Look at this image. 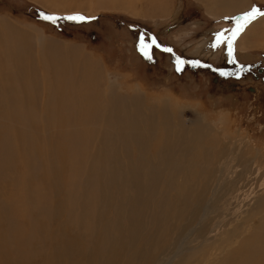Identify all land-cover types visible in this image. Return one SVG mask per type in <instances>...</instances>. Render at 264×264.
Masks as SVG:
<instances>
[{"label": "rangeland", "instance_id": "374dc122", "mask_svg": "<svg viewBox=\"0 0 264 264\" xmlns=\"http://www.w3.org/2000/svg\"><path fill=\"white\" fill-rule=\"evenodd\" d=\"M167 6L171 10L163 14L164 16L144 17L133 15L124 9L102 13L99 17L90 20L72 21L65 17L74 14H49L34 0H0V75L4 77L0 80V199L5 197L10 201L6 210L0 209V243L3 242L2 234L10 230V223L6 224L3 221L4 217L11 215L12 212L15 213L12 216L17 218L21 229L28 223L30 216L23 201L25 191L40 184V189L45 192V197L47 196L53 178L49 149L59 145L63 150L66 146L65 141L71 139L66 136L72 132L80 133L81 127L72 121L54 125L52 121L46 119L41 109L42 95L38 96L43 88L33 87L32 84L54 76L52 64L57 62L60 69L64 67L71 72L69 82H76L74 87L65 82L63 84L65 91L75 89L79 97L72 94L71 98L73 97V101L80 100L83 106L88 104L84 90L90 88L86 85L92 81L90 73L96 71L99 82L92 87L93 92L103 90L109 92L112 89L111 94H123L126 97L137 93L139 101L142 99L141 96L146 97L143 101L144 105L151 103L153 99L160 104L162 100L169 99L172 106L176 108L178 106L180 110L177 108V111L182 112L183 124L187 130L194 132L199 124H207L209 128L203 126L210 133L207 132L208 134L201 137L202 144L201 142H198L200 145L197 144V141L193 143L195 148L197 146L202 149H200L201 156L204 157L199 164H195L186 178L189 177L188 179L193 182V187L196 185L200 187L202 183H206L203 178H207V183L210 182L209 186L216 184L215 187L220 191L219 196L222 197L220 203L225 202L230 205V210L224 213L225 219H223L225 222L231 221L232 229L242 222V218L246 217L248 220L254 218L249 220L247 225L243 224L244 236H249L264 223V203L257 206V203L264 199V33L261 38L250 37L249 43L240 42L242 35L249 28L253 30L258 25L261 30L264 26V16H258L236 37L233 41L231 57L228 53L227 41L212 47L215 43V33L230 30L235 26L232 17L240 16L251 10L253 6L264 11V0H244L235 11L220 14H218L219 10L210 9V4L206 0H170ZM41 13L54 15L57 20L55 22L46 20ZM3 31L9 33L12 31L14 34L5 35ZM141 34L144 35L146 42H150L153 37L156 40V44L149 50L150 59L139 50ZM224 35L230 36L231 32L224 31ZM12 40H15V43H12ZM24 43L29 44L31 52L22 49ZM9 45L12 47L10 52L6 51ZM166 48L172 51H166ZM177 57L185 62L180 65L179 71ZM20 60L25 63H20L16 67V63ZM41 60L50 62L49 71L42 69ZM190 61H199V63L193 64ZM222 72L228 75H223ZM52 82L53 80H50L48 84ZM7 95H12L13 98H21L25 95L28 99L37 100L32 105L26 104L25 111L29 113L30 110L37 114L38 119H35L34 124L25 125L23 117L15 116L19 114L22 116V102L18 101L13 105L5 98ZM95 106L99 110V104L95 103ZM62 108V111L68 114L67 104L64 103ZM163 111L167 112V110ZM104 122L107 121L100 123L98 129L100 134L104 132L102 129L105 131L109 129L103 124ZM144 122L146 123V120ZM109 123L113 124V122ZM29 131L32 133L31 143H35L33 153H26L25 149L24 139L30 137ZM85 137L84 133V137L81 138L82 144H86ZM94 139L95 146L99 145L98 138L94 137ZM59 141H63L64 145ZM130 142L132 146H129L122 136L116 142L117 145L128 147V153L121 148L124 157L128 159L129 155L132 156L131 149L138 152L134 142ZM9 145L14 146V155L10 152ZM93 147L94 144L91 143V149ZM70 153L71 150L67 149V154ZM216 153L217 155L220 153V157L219 160L214 161L212 159ZM81 154L69 155L68 158L57 155L56 158L61 162V172L71 177L74 164L78 162ZM184 156L182 160L179 159L180 163L183 161L186 164L191 161L190 156L186 154ZM205 160L207 163L211 162L206 165ZM33 163L39 167L36 171L30 169ZM207 168L209 170H206ZM215 169L216 177L206 175L208 171L212 172ZM80 170H77L76 176H79ZM193 170L197 171V175ZM158 171L163 172L160 178L162 181L165 178V182L159 183L157 199L161 201L169 198V190L177 193L178 196L181 194L182 197L179 187L185 184L183 173L181 171L175 172L177 174L174 175L169 173L174 171L173 168L169 172L166 169H158ZM82 173L85 174V171ZM193 178H197V181ZM209 186L205 184V190ZM51 195L53 199L49 202L52 205L55 202V195ZM29 198L35 199V197ZM179 201L173 202L176 208L184 210L186 206ZM49 202L47 201L48 204ZM255 210L260 211L259 215L257 214L260 219L253 214ZM234 211L237 212L231 214ZM166 218L168 217L163 216V219ZM40 220L41 218L38 219ZM30 222H34L33 219H30ZM49 223L47 221L42 228V235L47 240L51 232ZM76 242L79 243V239ZM211 242L212 239L201 247L205 248ZM196 243L197 240L191 242V245ZM149 246L153 244L149 243ZM232 246L231 248H234L235 244ZM222 248L215 254L216 263L224 258L220 259L228 249L226 245Z\"/></svg>", "mask_w": 264, "mask_h": 264}, {"label": "bare ground", "instance_id": "6f19581e", "mask_svg": "<svg viewBox=\"0 0 264 264\" xmlns=\"http://www.w3.org/2000/svg\"><path fill=\"white\" fill-rule=\"evenodd\" d=\"M53 1H46L43 5L49 8L55 4L58 10L64 11L72 10L73 5H78L88 13H94L100 9L120 8L133 15L144 17L147 15L151 17L164 16L163 14L171 10L167 6L170 4V0ZM206 1L210 4V9L219 10L218 14L231 13L244 3V0ZM258 30V25L253 30L249 28L242 35L240 42L249 43L250 37L261 38L264 26L261 27L262 31ZM3 34L14 33L3 31ZM22 40L24 41V39ZM12 43H15V40H12ZM22 49L31 52L29 44L24 43ZM11 50L10 45L8 49L6 47V51L10 52ZM20 63L25 62L18 61L16 67ZM41 64L43 70L49 71L50 62L42 61ZM58 65L59 62L52 64L54 76L43 78L32 84L33 87L43 88L41 92L39 91L40 95L38 96L42 95L43 106L41 109L46 119L52 121L54 125L72 121L81 127L80 133L72 132L66 136L71 139L65 141L67 146L63 147L65 152L59 145L49 149L50 168L53 176L49 186L50 193L48 192V197H45V192L40 189V184L34 188L29 187L25 191L23 201H25L30 216L25 227L19 228L13 212V216L11 214L4 217L5 219L3 218L6 224L10 223V230L2 234L0 264H182L184 262L191 264L196 262L202 264H264V223L261 222L262 225L251 232L249 236H244L243 224L247 225L248 221L254 218L249 220L246 217L242 218V222L240 221L241 223L232 229L231 221H227L229 222L227 223L224 220V213L226 214L230 210V205L225 202L220 203L222 197L219 196L220 191L215 187L216 184L209 186L210 182L207 183V178H203L206 183H202L199 187L196 185L197 176L195 178L196 187H193V182L188 179L189 177L186 178L187 175H190V170L192 172L195 164H199L201 158L204 157L201 156V148L197 146L195 148L193 143L195 144L197 141V144L200 145L198 142L202 141L201 137L208 132L206 131L207 124H203L206 127L199 124L194 132L187 130L183 124L182 112H178L177 108L180 110L179 107L172 106L169 99L162 100V104L153 99L155 102L152 100L151 103L144 105L143 101L146 97L139 94L142 98L139 101L137 93L126 97L123 94H111L112 89L109 92L104 90L93 92L92 87H95L94 85L99 82L96 71L90 73L88 70L92 81L86 84L90 87L88 90H84L88 104L83 106L80 104V100L73 101V97L71 98L72 94L79 97V93L75 89L65 91L63 87L65 82L73 87L76 82H69L71 72L64 67L60 69ZM23 67L22 65V69ZM65 74H67L66 77ZM2 79L4 77L0 75V80ZM44 80L45 82H43ZM50 80L53 82L48 84ZM5 98L13 105L18 101L22 102V116L19 113L15 116L23 117L25 125L34 124L35 119H38L37 114L30 110L29 113L25 112L26 104L32 105L33 102H37L35 98L28 99L25 95H22L21 98L7 95ZM64 103L69 107L68 114L62 111ZM95 103L99 104V110ZM102 121H107L103 124L109 129L106 131L102 129L104 132L100 134L98 129ZM109 122H113V124ZM125 129L128 131L125 132ZM28 133L30 137L23 138L25 149L26 153H33L35 143H31L32 133L30 131ZM50 133L53 134V132ZM84 133L86 144L81 143ZM120 136L129 146H132L130 141L134 142L137 148V153L133 149L130 150L132 156L129 155V159L123 155V150L128 153V147L116 143ZM94 137L98 138L99 145L95 146ZM35 140L37 141V139ZM59 143L64 145L63 141H59ZM80 143L82 146L79 145ZM91 143L94 144L92 149ZM9 149L14 155V146L9 145ZM67 149L71 150L70 154H67ZM77 153L82 154L81 157L77 155L78 162L74 164L71 177L63 174L60 170L61 162L56 156L68 158L69 155ZM185 154L190 156L191 161L186 164L183 161L180 163L179 161L185 158ZM221 155L223 156V151ZM219 157L220 153L219 155L216 153L212 160H219ZM210 162L206 161V165ZM212 166H215L214 163ZM37 168L39 167L36 163L30 165L31 170L36 171ZM172 168L174 171L169 172ZM208 168L206 170H209ZM158 169H166L173 175L175 172L183 173L185 184L179 187L183 194L182 197L181 194L178 196L177 193L169 190V198L162 199L163 201L157 199L159 192L157 189L162 181L160 177L163 175V172ZM77 170H80L79 176H76ZM83 171L85 174L82 173ZM194 172L196 174L197 171ZM204 172L203 174H205ZM208 174L216 177V169L212 172L208 171L206 175ZM163 180L162 182H165V178ZM205 184L209 186L207 190H205ZM51 194L55 195V202L52 205L49 202L53 199ZM29 197H35V199L31 200ZM174 200L182 201L186 208L184 207V210L176 208ZM8 201L2 197L0 209L6 210ZM260 203H264V199L260 200L257 206ZM259 213L260 211L255 210L253 214L260 219L261 217L257 216ZM163 216L168 218L165 220ZM181 217L184 218L181 219ZM39 218H41L40 221H38ZM30 219H33L34 222H30ZM47 221L50 222L48 225L51 229L48 240L42 235L43 224ZM23 230L24 232L21 233ZM78 239L79 243L76 242ZM210 239L213 242L202 248L201 246L208 243ZM196 240L198 243L191 245V242ZM149 243L153 246H149ZM233 244L235 247L231 248ZM224 245L228 249L220 257V259L224 258L216 263L215 254L222 250Z\"/></svg>", "mask_w": 264, "mask_h": 264}, {"label": "snow or ice", "instance_id": "6c2138e0", "mask_svg": "<svg viewBox=\"0 0 264 264\" xmlns=\"http://www.w3.org/2000/svg\"><path fill=\"white\" fill-rule=\"evenodd\" d=\"M41 15L46 20H50L53 22L57 20V17L54 15H44L43 13H41ZM258 16H264V11L257 8L256 6H253L251 10L244 12L240 16L232 17L231 19L235 21V26L230 30H224V31H230L231 35L225 36L224 31L215 33V43L212 45V47H216L217 45L227 41L228 53H229V56L231 57L232 52H233V41L244 30V28L249 23H251L253 20H255ZM65 19L72 20V21H85V20L94 19V17H86L80 14H74V15H69L65 17ZM154 44H156V40L154 37L151 39L150 42H146L144 35L141 34L138 47H139V50L149 59L151 58L149 54V50ZM165 50L169 52L172 51L170 48H166ZM176 59H177V70L179 71L180 65H182L185 62L181 60L179 57H177ZM190 63L196 64V63H199V61H190ZM222 74L228 75V73H223V72Z\"/></svg>", "mask_w": 264, "mask_h": 264}, {"label": "crops", "instance_id": "0c3cea01", "mask_svg": "<svg viewBox=\"0 0 264 264\" xmlns=\"http://www.w3.org/2000/svg\"><path fill=\"white\" fill-rule=\"evenodd\" d=\"M34 1L39 3L42 6L43 4H45L46 1H49V0H34ZM50 1L54 2L53 0H50ZM42 8L47 10V13H49V14H55V15L83 14L86 17H94V18L99 17L102 13H106V12L108 13L109 11H112V10H108V9H100V10H97L96 12H94V13H88V12H86V10L84 8H82V6L78 7V5H73V9L72 10H65L64 11V10H60V9L58 10L55 4H53L49 8L46 5H43ZM114 10H124V9L117 8V9H114Z\"/></svg>", "mask_w": 264, "mask_h": 264}, {"label": "flooded vegetation", "instance_id": "af4514ba", "mask_svg": "<svg viewBox=\"0 0 264 264\" xmlns=\"http://www.w3.org/2000/svg\"><path fill=\"white\" fill-rule=\"evenodd\" d=\"M151 49V48H150ZM194 68L196 67V66H193Z\"/></svg>", "mask_w": 264, "mask_h": 264}]
</instances>
